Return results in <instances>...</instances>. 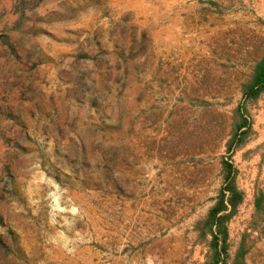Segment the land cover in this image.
I'll return each mask as SVG.
<instances>
[{
	"label": "rangeland",
	"instance_id": "obj_1",
	"mask_svg": "<svg viewBox=\"0 0 264 264\" xmlns=\"http://www.w3.org/2000/svg\"><path fill=\"white\" fill-rule=\"evenodd\" d=\"M0 264H264V0H0Z\"/></svg>",
	"mask_w": 264,
	"mask_h": 264
}]
</instances>
